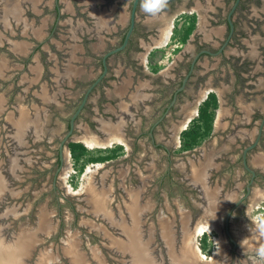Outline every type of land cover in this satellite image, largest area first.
<instances>
[{"label":"flooded vegetation","instance_id":"obj_1","mask_svg":"<svg viewBox=\"0 0 264 264\" xmlns=\"http://www.w3.org/2000/svg\"><path fill=\"white\" fill-rule=\"evenodd\" d=\"M133 1L130 15H128V24L122 31L120 27V31L122 32H120V43L111 44L108 51L121 46L124 42L123 35L125 31H128L131 25ZM196 1L197 0H170L169 7L166 10L173 12L175 9L178 10L184 6L194 7ZM226 1L227 0H225V7L227 9L229 6L228 11L226 12L223 6H218L217 11L213 13L214 17L210 20L212 25L225 26V34L222 40L218 41L216 36H212L209 40L202 39V36L199 35L200 33L195 32V30L199 28L201 22L199 10L190 11L188 13L191 15L194 14L197 17L196 29L192 33L194 35H190L192 36L191 44H181V46H179L178 53L175 54L174 58L172 57L170 59L171 62L169 63V67H173L171 70L163 72L164 69L162 68L156 70V72L152 71L151 74L148 72L154 70L156 64L160 61L158 60L159 56H157V59H152L153 53L169 45L163 44V40H161V44H155V41H152L153 38L151 35L153 31L157 30L159 34L157 37L155 35L153 37L156 39L160 37L161 39L162 35H164L162 32L164 33L166 28L163 27L164 24H157L159 25L158 29L150 27L146 19L149 18L148 16L142 14L143 16L140 18L141 9L138 6L135 28L128 45L125 49L112 54L108 58L107 74L89 93L83 109L75 119L74 129L67 139L66 136L71 130L73 115L82 104L88 89L104 72L103 58L108 51L104 53L101 58V73L96 78L87 81L83 80L82 76L78 74L70 75L67 78L62 77L63 79H61L60 82L61 85H64V83L70 85L72 82L71 85L74 84L76 90L68 92L64 96V99L62 97L63 102L59 100L61 98V93H56L51 101L53 102L54 100L55 103L60 104L65 102L67 108L72 106L76 107V109L72 115L66 119V132L59 139L56 157L57 169L53 175V190L58 193L57 183L58 180L61 179L60 173L67 164V158L73 156L70 147L71 143H82L85 145L88 139L97 140L105 137L101 132H97L98 128L103 124V121L109 116H111L113 121L116 119L118 120L119 114H122L124 121L122 120V129L119 133V140L121 141L117 142V145H122L123 150H120V155L114 159H119L118 161H120L121 159H128L133 156L137 163L135 162L133 164L134 166H125L122 172L118 171L117 174L113 176L117 179L116 185L120 189L117 195L118 199L116 198V200L112 193V184L109 182L110 178L108 179L107 175L97 170V168L94 169V172H92L93 178H90L91 180L89 179V181L92 187L96 186L95 188L98 192L105 195L103 196V200H106L107 203L109 201L108 205L113 201L115 206H122L124 208V206H127L130 201V196L133 194L136 196L134 200L138 203L137 206H154L147 194L150 177H140V172L137 169L138 163L147 158L149 160L145 161L146 164L149 165L150 168L153 167L155 160L150 147L159 149L164 153L168 161L169 167L166 173L170 174L174 164L173 153L180 150V154L184 155L186 158L176 159L174 166L175 168L180 167V171L184 172L182 175V180L186 184L184 190L188 193V189L190 188V193L185 196L184 201L187 206H185L183 210L189 212L193 226L198 228L199 225L207 223L213 228L211 234L215 237L217 236L218 250L211 258L205 259H228L230 264H233L238 256L240 254L242 255V247L248 246L244 254L248 260L250 259L249 263L251 264L252 253L260 245L255 243L256 238L259 237L251 233L250 225L246 227L248 232V236L246 235L247 238L241 239L242 236L237 230L239 227L234 218H236L240 212L242 216L246 215L249 219V224H252L251 218L264 217V206H250L256 199H259L264 194V123H262L264 118V104L262 103L264 95H262L260 99L256 97L257 99H255L246 110L243 111L240 109L239 113L241 116L237 121H234L233 124L222 125V127L214 126L212 134L207 140L205 139L200 145L193 149H182V131L186 130L189 124L199 116L202 103L211 93H215L218 99L222 95L225 100L229 98V101L236 103L239 100L237 99V101H235L236 97H239L236 93L240 89L239 84L245 80L246 82L243 88L249 86L254 87L260 89L254 93L264 94V89L259 88L258 84L249 83L251 76H245L247 73L250 74L249 71L251 68L248 67L249 62L246 59L238 60L239 58H235L234 55L230 53L231 48L242 46V44H236L241 41L242 35L238 30L239 27H237L238 18L236 20L234 17L238 11H242V7L239 6L242 5L243 0H240L238 7L232 14L235 26L232 35L229 16L237 0H229V3H226ZM58 2L59 0H56V22L52 26L51 31L55 30L61 16V8ZM121 15L122 11H120V17L117 23L113 24L114 26L112 25V29H115L117 24H123L121 23ZM246 18L247 15L244 11L242 22H245ZM6 19L7 18H4V20ZM14 23L23 29V19L13 20L9 27L4 29L13 30L14 27L12 24L14 25ZM112 23L114 22L112 21ZM109 26L110 25H108V27ZM173 28H175V25H173ZM173 34L174 31L172 32V35ZM170 38L168 40H170ZM8 44L10 43L8 42ZM99 45L101 44H84L83 48L88 51L89 54H92V49L99 48ZM38 49H40V46H38ZM119 54H123L124 56L121 60V64L130 67L128 70L130 72L129 78L131 82L128 86H125L126 94H124L123 98L118 97L113 92L118 85L123 87L127 85V83L123 82L124 80L121 76L114 81L113 79H116L117 75L115 73H110L111 57ZM161 72H163V74ZM225 74L229 89L227 88L222 91L221 82H223L222 77H224ZM186 78L187 80L184 88L179 91ZM227 84L225 83L224 85L227 86ZM86 87L87 89L84 90L82 94H79V90L77 89L81 90V88ZM94 96L96 97L94 98ZM10 103L11 110L13 109L10 113V118L15 120V123L16 121L19 122L21 115L19 112L20 110L22 112L23 109L18 104L16 105V103ZM47 103H43V105ZM109 103H111L112 107L114 106V110L107 112V114H103V116L105 115L107 118L102 117L99 119L98 116L105 112V109L109 108ZM66 106L64 108L65 110H67ZM93 106H96L99 112H97L96 119L93 118V116H85L88 110H93V112H95L96 109H94ZM237 107L239 106L237 105ZM123 108H125V113H122ZM219 109L218 107L216 110V116H218ZM47 110V107L43 109L39 116H45ZM59 112L62 113L64 111L59 108ZM83 116L85 117L84 121L81 120ZM172 117H175L174 121L171 120ZM188 119H190V122L186 125L185 123ZM145 127H147L146 130H143ZM225 127L227 128L225 138H220L217 142H214L216 141L213 140L214 135L216 136V134H218L220 130L222 131L225 129ZM9 130L12 131L11 128H9ZM132 130L135 134L134 137ZM144 137L148 140L147 144L144 141L145 139L143 140ZM19 138V135H17V137L14 138V143H16L17 146L21 145L23 147V136L21 139ZM47 141L49 144H53V138ZM131 144L135 147L142 146L146 154L138 153L136 150L132 149L129 150ZM246 149L247 152L245 155ZM122 152H124L123 155ZM112 160L113 159L97 163L106 164ZM196 170L199 172H197V176L194 178L193 173L196 172ZM95 178L97 180L96 182L94 181ZM128 178L130 179L129 181H132L136 185L135 188L129 189V187L126 186V179ZM81 189L82 188L74 192H71V190L68 191L67 189L65 190L70 195L79 196V194H81ZM139 189L142 190L141 195L139 192H134ZM207 191L212 194L214 193V196L211 198L210 196L208 197L206 194ZM84 196L87 197V194ZM84 200L86 201V199ZM58 206V216H62L60 204ZM71 206L75 209L73 203H71ZM87 206L100 205L91 204L89 201ZM165 206H171V203H166ZM176 206L181 205L176 204ZM204 208L205 210L207 209L206 214L203 213ZM170 209L171 207L168 208L169 213L175 210V212H177L175 215L178 216L179 207H176L173 211ZM23 215H26V213H23ZM90 215L93 214L91 213ZM94 217L97 218L96 216ZM38 218L39 215L34 217L31 222L33 225H30L31 228H35L36 225H38ZM58 220L60 219L56 221ZM97 220L89 219L87 222L97 223ZM62 225L60 227H62ZM94 226L95 227L91 226L92 228L90 229L93 231L99 230L102 236L100 224H95ZM262 244H264V242H262ZM192 246L195 253L199 255V246L195 247L193 242ZM197 248L198 250H196ZM199 256H203V253Z\"/></svg>","mask_w":264,"mask_h":264},{"label":"rangeland","instance_id":"obj_2","mask_svg":"<svg viewBox=\"0 0 264 264\" xmlns=\"http://www.w3.org/2000/svg\"><path fill=\"white\" fill-rule=\"evenodd\" d=\"M132 1L133 0L98 1L97 4L95 3V8L99 12V16L93 17L89 12L92 5L91 0H59L58 3L61 8V16L55 30L51 31L52 26L56 22V0H23V29L15 23L14 25L12 24L14 27L13 30L4 29L3 26L0 25V35L2 39L0 40V105L4 106L6 109L5 112L3 111L0 114V160L5 159L9 153H12V140L8 137L12 135V132L5 124L6 117L9 116V113L13 110H11L10 102L16 103V105L18 104L22 109L23 106L33 108L37 105H39L40 111L46 107L48 109L47 114H44L45 116H38L37 123L42 128L40 137L35 139V135L28 136L27 146L24 150H21L20 155H17L22 165V170L20 178L14 181L12 187L18 190V194L16 197H9L8 203L12 208L15 207V209H17L16 211H18V209L19 211L16 216H10L9 221L13 223L12 226L16 229L21 227L31 228L33 225L31 222L35 216L41 213L49 214L48 216L52 222L54 220L52 224L53 229L49 236H43L41 242H38L37 249L33 252V255L37 257L41 251H49L54 254L55 259L51 260V264H68L69 260L64 255L63 249L70 245H74L73 247L82 255L91 256V252H95L101 259L105 260L107 264L118 263L115 260V255L106 247L107 242L101 236V232H99V230L93 231L90 229L95 227V224H100V226H105L106 224L100 218H95L93 215H90L91 213L89 210L91 207L87 206L88 196L85 197L84 195L92 191L91 188L93 187L89 179L93 178L92 172L94 171L91 172L92 174H89L88 178L85 173L89 166H93V169L97 168V170L107 175V178H110L109 182L112 184V193L116 200L120 189L116 185L117 179L113 176L117 174L118 171L122 172L125 166L133 165L136 160L131 156L132 158L121 159L120 161H118L119 159H113L106 164L88 161L91 156L108 154L112 148L118 145L115 143L113 147L101 146L95 149H90L84 145L88 150L85 155L79 159L73 156L67 158V164L60 173L61 179H59L57 183L58 193L55 192L53 190V175L57 169L56 157L58 143L60 137L66 132V119L72 115L76 107L69 106L67 108L65 102L60 104L55 103L54 100L53 103L51 100L56 93H61V98L59 97V100L62 101L68 92L76 90L74 84L71 85L72 82L70 85L65 83L61 85L58 81L56 82L57 79L60 80L63 79L62 77L65 78L64 73H66L67 63L71 64L73 70H75L78 75H81L83 80L89 81L99 76L101 73L100 62L103 54L109 50L111 44L120 43V32L122 29H125L128 24L127 21L125 24H117L115 29L109 30L108 28L99 32L98 26L105 25L101 23L100 20H104L103 14L108 13L110 25L116 24L120 17V11H126L127 16L130 15ZM256 6L260 7L262 10L264 9V5L261 4H253L251 8L253 9ZM184 7L178 10L175 9L173 12L165 10L161 14L169 15L164 23V28L170 25L173 27V25H175V28H173L174 34L170 35L169 45L153 53L152 59H157V56H159L158 60L160 61L156 64L154 70L148 72L149 74H151L152 71L156 72V70L162 68L164 69L163 72L171 70L173 67H169V63L171 62L170 59L172 57L174 58L175 54L178 53L179 46H181V44H191L194 34L189 36V39L186 41H182V37L186 28V19L188 18L187 11L192 12L196 9L195 7ZM142 14L144 13L141 11L140 18H142ZM146 19L148 20L149 18ZM126 20H128V18ZM97 21H100L98 25ZM112 21L114 23H112ZM152 26L155 28L156 23L152 24ZM263 32L264 31H261V33ZM158 34L157 30H155L151 37L153 38L154 35L157 37ZM8 42L10 44H8ZM84 44L101 45H99V48L92 49V54H89L88 51L83 48ZM38 46H40V49H38ZM72 56L74 58H71ZM123 58V54L113 55L111 57L110 72L117 75L116 79H113L114 81L119 79V76L124 77L125 81H128L127 85L123 87L118 85L114 89L113 93L121 98L126 94L125 86H128L131 82L129 78L130 72L128 70L130 67L121 64ZM163 72L161 73L163 74ZM226 80L225 74L224 77H222L223 82L221 83H223V85L225 83L227 84ZM245 82L244 80L239 84L240 89L236 92L240 97V102L251 104L257 99L256 97L260 99V97L264 95L254 93L260 90L257 88H253L252 90L250 86L243 88ZM224 86L226 90L229 85L227 84V86ZM87 87L81 88V90L77 89L79 90V94H82ZM44 88H46V91H44ZM247 88L249 91L246 90ZM40 96L46 97L49 103L43 105L45 102H43L44 99ZM95 97L96 96H94V98ZM239 97H236L235 101H237ZM226 101V106L230 107L232 112L230 111L231 113L225 117L219 118V115L218 117L216 116V121H214L213 126L218 127L219 122H221L222 125L233 124L234 121H237L241 116L239 113L240 107H237L239 101L234 103L229 101V98H226ZM218 103L220 108V98L218 99ZM262 103L264 104V100ZM109 105V108L105 109V112H100L101 115L98 116L99 119L106 117L105 115L103 116L104 113L107 114V112L114 110V106L112 107L111 103H109ZM65 106L67 110L64 109ZM59 108L64 112L60 113ZM93 108L96 109L97 107L93 106ZM97 112L98 109H96L95 112H93V110H88L85 116H93V118L96 119ZM19 113H21V110ZM108 118H111V116ZM174 118L175 117H172L171 120L174 121ZM81 120L84 121L85 117L83 116ZM146 128L147 127L143 130H146ZM226 130L227 128L225 127V129L222 131L220 130L216 136L214 135L213 140H216L214 142H217L220 138H225ZM183 131L181 136L183 135ZM132 134H134L133 130ZM134 136L135 134L133 137ZM52 138L53 144L51 145L47 140ZM143 140L146 144L148 143L147 138L144 137ZM92 141L97 140L92 139ZM131 149L136 150L138 153L146 154L142 146L135 147L131 144L129 150ZM150 149L152 150V154H154L155 163L153 167L150 168L149 165L146 164L145 161L149 160L146 158L138 163L137 169L140 172L141 178L150 177L147 194L154 206H151L152 208L147 216L148 219L152 221L160 216L163 217L168 215L171 217L177 214L175 210L169 213L168 208L170 207L172 209H170L171 211L176 207L182 210L185 209L184 207L187 206L184 202L185 196L190 193V188L188 189V193L184 190L186 186L182 180L184 172L180 171V167L179 169L174 166L176 159L186 158L184 155L180 154V150L173 153V168L171 173L167 174L166 172L168 171L169 164L164 153L159 149L152 147H150ZM124 152H122V155ZM129 180V178L126 179V186L129 187V189L135 188L136 185ZM94 181H97L96 178ZM82 184H84V188L80 191L81 194H79V196L70 195L65 190H71V192L77 191L83 186ZM84 199L87 200L85 201ZM169 202L171 206H165V204ZM71 203L75 205V209L71 206ZM59 204L62 210V216H58ZM111 204L115 206L113 201H111ZM176 204H180L181 206H176ZM256 205L264 206V194L259 199H256L250 206ZM23 213H26V215H23ZM57 219L60 220L56 221ZM89 219L98 220L97 223H89L87 222ZM234 220L239 227L237 230L242 236L241 239H246V235L248 234L246 227L251 225V223L249 224V219L246 215L242 216L239 212ZM61 225L62 227H60ZM37 226L38 225H36V227ZM109 230L113 232L111 229ZM211 236H213V234ZM195 237L196 234L193 236L192 242L198 246L199 237ZM208 237L209 235H205L204 239ZM199 251L201 254V250ZM92 260H89V263L95 264Z\"/></svg>","mask_w":264,"mask_h":264},{"label":"water","instance_id":"obj_3","mask_svg":"<svg viewBox=\"0 0 264 264\" xmlns=\"http://www.w3.org/2000/svg\"><path fill=\"white\" fill-rule=\"evenodd\" d=\"M239 3L240 0H237L229 16L231 35L235 29L232 14ZM138 4L139 0L133 1L131 25L126 33L124 42L121 46L105 54L103 58L104 72L88 89L82 104L73 115L71 130L67 134L66 139L71 135L74 129L75 119L83 109L89 93L107 74L108 58L112 54L125 49L128 45L135 28ZM15 7L16 9H14V12L9 6L7 8L13 15L16 12V17L11 16V22L14 18L18 20V7ZM91 11V16H99L98 14L95 15L93 10ZM3 14H5V11ZM5 18H7V16ZM8 19L9 17L6 20ZM4 21L0 19V24L7 28L9 22L5 23ZM99 23L100 21H97V25ZM166 29H168V27ZM157 44H161V42ZM71 58L74 57L72 56ZM65 72L64 76L66 78L70 75L77 74L69 63H67ZM186 80L187 78L184 80L179 91L184 88ZM57 81L60 83L61 79H57L56 82ZM44 91H46V88H44ZM40 97L44 99L43 102H49L46 97ZM124 109L125 108L122 109V113H125ZM5 110L4 106H0V114L3 111L5 112ZM41 111L39 105L33 108L23 106V147L21 145L17 146V144L14 143V138L16 137L13 136H17L19 131V128H16L14 125L15 120H12L10 115L5 119L6 126L12 129V135L8 137L11 138L13 146H11L12 153H9L5 159L0 160V264H51V260H55L54 254L45 250L41 251L37 257L33 255V252L37 249L38 242H41L43 236H49L53 229V222L48 216L49 214L41 213L38 219V226L32 229L23 227L16 229L12 226L13 223L9 221L10 216H16L19 211V209L16 211L17 209H15V207L12 208L8 203L9 197H16L18 194V190L12 187L14 181L20 178L22 170V165L17 155H20L21 150H24L27 146L28 136L35 135V139L40 137L42 128L37 122ZM122 120V114H119L118 120L116 119L113 121L112 118L104 120L97 132H101L105 137L97 139V141L94 142L104 147H113V145L117 143L116 139L120 137L119 133L122 129ZM189 122L190 119H188V121L186 120L185 124L188 125ZM262 123H264V118ZM87 141L92 140L88 139ZM246 152L247 149L245 155ZM197 172L199 171L196 170V172L193 173L194 178L197 176ZM91 190L95 199L100 200L99 202L101 204L100 206H90L91 209L89 212L105 222V226L101 225L102 237L107 242L106 247L108 250L115 255V260L118 262L117 264H230L228 259L203 260L194 252L192 248V238L195 235V231H197V227L192 225V218L188 211L180 209L178 210V216H160L156 220L149 221L147 215L152 207L137 206L138 203L134 200L136 196L133 194L130 196V201L127 206L123 208L122 206L108 205L109 201L107 203L106 200H103V196H105L103 193L98 192L95 187L91 188ZM134 192H139L140 195L142 194L141 189L135 190ZM89 194L90 193L87 194L88 197ZM206 194L208 197L210 196V198L214 196V193L212 194L209 191H207ZM203 213L206 214L207 209L205 210L204 208ZM262 242H264V240L260 238H256L255 240L256 244H262ZM73 246L70 245L63 249L64 255L69 260L68 264H90L89 260H92V258L95 264H107L97 253L91 252V256L82 255ZM247 248L248 246L242 247V255L240 254L233 264H250V259L248 260L244 254Z\"/></svg>","mask_w":264,"mask_h":264},{"label":"crops","instance_id":"obj_4","mask_svg":"<svg viewBox=\"0 0 264 264\" xmlns=\"http://www.w3.org/2000/svg\"><path fill=\"white\" fill-rule=\"evenodd\" d=\"M98 1H103V0H91L92 5L90 8V12H92L91 10H93L95 15L99 13L95 8V3L97 4ZM227 2L229 3V0H227L226 3ZM15 4L18 7V10H17L19 12L18 16H17L18 19L19 20L23 19V0H0V19L5 18L6 16H7V18L9 17L8 20H6V21L3 20L5 23L9 22L7 27H9V25L11 23V19H10L11 16L16 17V12L13 15V13H10L9 10L8 11H6V10L9 6V8L12 9L14 12V9H16ZM253 4L264 5V0H243L242 11H240V12L238 11L237 14H235L234 19L237 20V18H238V20H237L238 26L237 27H239L238 30L242 35L241 39H240L241 41L237 42L236 44H242V46H240V47L236 46V47L231 48L230 53L232 55H234L235 58H239L238 60H242V59L245 60L246 59L249 62L248 67L251 68L249 71L250 74L247 73V74H245V76L246 77L251 76V79L249 80L250 84L256 83L259 85V88H263V86H264V35H263V33L264 32L261 33V31H264V9L262 10L258 6L254 7L252 9L251 6ZM218 6H223L225 11L226 12L228 11L229 6L226 9L225 0H197L196 1V4L194 7H195V9L199 10V13L201 15V22H200L199 28H197V29L195 28L196 29L195 32L196 33L199 32L200 35L202 36V39H204V40H209V38H211L212 36L213 37L216 36L217 40L219 41V40H222L224 37L225 26L224 25H212L210 22L211 18L214 17L213 13H215L217 11ZM4 11H5V14H3ZM244 11L247 15V18H246L245 22H242ZM188 12L189 11H187V13ZM103 16H104L105 21L104 20H100V21H101V23H103L105 25H103V26L100 25V27L98 26L99 32L103 31L104 29H108V28H109V30L112 29L111 28L112 26L110 25V20L108 19L109 14L105 13V14H103ZM190 16H192V15L190 13H188V15H187L188 18L186 19V21H187L186 26L189 22ZM168 17H169V15L167 16L166 14L160 15V16L155 17V18L149 17V19L147 20V23L152 28H154V26H152V24L156 23L155 29H158L159 25H157V24L163 25ZM127 18H128L127 12L123 11L121 23L125 24L127 22V20H126ZM102 19H103V17H102ZM12 20L16 21L15 18ZM108 25H110V26L108 27ZM3 28H6V27H3ZM0 40H2L1 35H0ZM161 40H164L163 37L161 39H159V38L156 39L153 37V39H152V41H155L154 42L155 44L161 42ZM0 68H1V66H0ZM123 80H124L123 82H125V83L128 82V81H125L124 77H123ZM221 85H222V91H224L226 87L223 85V83ZM253 88L254 87H251V90ZM246 90L249 91L248 88ZM238 99L240 100V97ZM220 100H221V104H220V109H219V113H220L219 118L225 117L232 112V109H230V107L226 106V100L224 99V97L222 95L220 96ZM238 106L240 107L241 110L244 111L250 106V104L243 103V102L239 101ZM223 125H226V124H223ZM218 126L222 127V123L219 122Z\"/></svg>","mask_w":264,"mask_h":264},{"label":"trees","instance_id":"obj_5","mask_svg":"<svg viewBox=\"0 0 264 264\" xmlns=\"http://www.w3.org/2000/svg\"><path fill=\"white\" fill-rule=\"evenodd\" d=\"M243 3V2H242ZM239 7H242L239 6ZM189 22L184 30V35L182 41H186L189 36L193 33L197 24L196 15L192 14L189 17ZM126 32L123 35V40L125 38ZM219 107L218 98L215 93H211L209 97L202 103L199 111V116L195 118L188 126L186 130L183 131V145L182 149H193L200 145L205 139L209 138L213 131V125L216 117V110ZM71 151L74 158L79 159L86 154L87 147L82 143H71ZM120 150H123L122 145H118L112 148L108 154L91 156L88 161L100 162L110 159H114L120 155ZM203 250H207L208 242L204 239Z\"/></svg>","mask_w":264,"mask_h":264},{"label":"clouds","instance_id":"obj_6","mask_svg":"<svg viewBox=\"0 0 264 264\" xmlns=\"http://www.w3.org/2000/svg\"><path fill=\"white\" fill-rule=\"evenodd\" d=\"M170 0H139V8L149 17L160 16L168 7ZM250 231L264 240V217L252 219ZM251 264H264V244H260L252 253Z\"/></svg>","mask_w":264,"mask_h":264},{"label":"bare ground","instance_id":"obj_7","mask_svg":"<svg viewBox=\"0 0 264 264\" xmlns=\"http://www.w3.org/2000/svg\"><path fill=\"white\" fill-rule=\"evenodd\" d=\"M15 6H16V4H15ZM6 11H8V10H6ZM10 12V11H9ZM3 20H4V18H2ZM171 24V23H170ZM172 32H173V27H172V25H170V26H168V29L166 30H164V33H162V34H164V35H162V37H163V43L164 44H169V42H170V40L168 41V39L170 38V35L172 34ZM1 106V105H0ZM14 125L16 126V128L18 127L19 128V131H18V135H19V139H21V137H22V134H23V110H22V112H21V115H20V120H19V122L18 121H16V124L14 123ZM186 126V125H185ZM13 137H17L16 135L15 136H13ZM118 139V138H117ZM116 139V140H117ZM117 141H121V140H117ZM116 141V142H117ZM86 143V145L90 148V149H95V148H97V147H101V145H99V144H97L96 142H94V141H86L85 142ZM104 147V146H103ZM262 164V163H261ZM93 166H89L88 168H87V170H86V176H87V178H88V176H89V174H91V172L92 171H94V169L92 168ZM85 177V176H84ZM83 186L81 187V188H84V184H82ZM86 185V184H85ZM86 187V186H85ZM85 190V189H84ZM81 191H82V189H81ZM88 193H90L89 194V197H88V202L89 201H91V204L93 203V204H101L99 201L100 200H98V199H95V197H94V195L92 194V191H90V192H88ZM213 231V228H212V226L211 225H209V224H205V223H203V224H201V225H199V227L197 228V231H196V237L198 236H201V235H203V234H205V233H208V234H210L211 232ZM195 237V238H196ZM196 246V245H195ZM192 248H193V246H192ZM199 248V247H198ZM198 248L196 249V250H198ZM200 249V248H199ZM194 250V249H193ZM195 252V251H194ZM197 252V251H196ZM200 255V254H199ZM203 259H205V256H204V254H203ZM201 258V257H200Z\"/></svg>","mask_w":264,"mask_h":264},{"label":"built area","instance_id":"obj_8","mask_svg":"<svg viewBox=\"0 0 264 264\" xmlns=\"http://www.w3.org/2000/svg\"><path fill=\"white\" fill-rule=\"evenodd\" d=\"M205 235H209V237L207 238V242H208V248L207 250H203V243H204V237ZM212 234H203L201 236H199L198 238V246L201 250V252L204 254L205 258H211L217 251V238L215 236H211Z\"/></svg>","mask_w":264,"mask_h":264}]
</instances>
